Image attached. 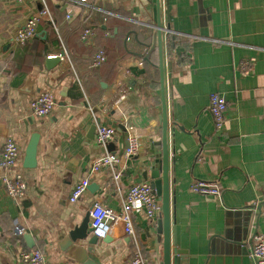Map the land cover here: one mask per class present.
Segmentation results:
<instances>
[{"label":"crops","instance_id":"0c3cea01","mask_svg":"<svg viewBox=\"0 0 264 264\" xmlns=\"http://www.w3.org/2000/svg\"><path fill=\"white\" fill-rule=\"evenodd\" d=\"M157 2L48 0L50 17L17 45L13 37L41 5L0 0V157L6 137H15L16 171L28 183L15 201L0 175V264H18L20 251L34 248L51 264H121L138 248L160 264L158 218L142 211L133 212L134 236L121 225L95 243L69 236L95 201L120 209L132 183L152 182L149 161L162 136ZM159 2L178 264H254L253 238L264 234V0ZM86 28L93 34L83 41ZM97 48L107 60L95 68ZM45 89L57 103L39 118L30 102ZM213 91L228 102L220 129L209 110ZM98 124L116 127L106 146L96 141ZM132 133L139 150L127 159ZM109 151L122 156L119 179L104 168L70 202L74 185ZM195 180L220 184L221 195L191 191Z\"/></svg>","mask_w":264,"mask_h":264},{"label":"built area","instance_id":"2783aa9c","mask_svg":"<svg viewBox=\"0 0 264 264\" xmlns=\"http://www.w3.org/2000/svg\"><path fill=\"white\" fill-rule=\"evenodd\" d=\"M39 3L41 6L32 13L26 20L24 26L18 30L13 37V42L17 45L25 44L36 34L39 22L50 17L48 0H23ZM73 4H87L90 0H66ZM68 19L72 18L70 13L66 15ZM93 30L86 28L81 38L83 41L92 36ZM51 55L49 57H55ZM63 58L62 55L58 56ZM107 60L106 51L103 48H97L91 56V66L100 67ZM251 63L244 61L241 64L243 70L247 71ZM55 93L50 89L43 90L36 98L31 100V113L36 117H45L53 112L56 106ZM228 108L226 97L218 92L210 93L209 110L213 116L215 127L222 128L225 121V113ZM116 133V127L98 124L96 128V141L102 146H106L108 141ZM139 150V140L135 134H129L127 146L123 157L129 159L137 154ZM20 156V145L13 136H7L1 151L0 157V175L2 183L8 195L15 201H21L27 194L28 183L24 175L16 171V163ZM122 156L115 152H106L96 158L90 166V176L79 180L73 187L70 194V202H77L83 193L87 190L91 176L100 172L104 168H112L114 179L117 181L121 176L118 166L121 164ZM190 190L205 195H214L219 197L222 188L216 182H207L204 180H195L190 185ZM142 211L149 220H156L161 212V200L156 193L153 184L147 180L132 183L125 194L120 209H115L95 201L90 209V222L92 234L99 239L107 238L114 231L116 226L121 225L124 233L128 236L135 235L133 212ZM250 256L254 264H264V234L254 235ZM18 264H51L43 251L39 248L22 250L19 253ZM121 264H152L145 256L142 249H137L134 255Z\"/></svg>","mask_w":264,"mask_h":264},{"label":"water","instance_id":"95a60500","mask_svg":"<svg viewBox=\"0 0 264 264\" xmlns=\"http://www.w3.org/2000/svg\"><path fill=\"white\" fill-rule=\"evenodd\" d=\"M158 5V24H157V39L159 51V70H160V84H161V121H162V136L159 142L160 149L156 151L157 157L149 161L150 178L156 193L161 200V212L157 220L156 232L162 240L163 252L160 264H178L180 261V254L182 250L177 247L175 241V230L172 227L171 217V187H170V150L168 138V116H167V103H166V72L164 66V51L162 43V21L160 20V2L157 0ZM155 49V46H152ZM62 52L61 55H63ZM56 58H48L50 61H55ZM33 151V150H31ZM147 177V174H145ZM89 188L91 186H88ZM92 227L90 222V213L88 212L81 223L70 230L69 236L72 242L78 239H86L90 243H95L99 240L97 236L91 233ZM109 238V237H107Z\"/></svg>","mask_w":264,"mask_h":264},{"label":"trees","instance_id":"16d2710c","mask_svg":"<svg viewBox=\"0 0 264 264\" xmlns=\"http://www.w3.org/2000/svg\"><path fill=\"white\" fill-rule=\"evenodd\" d=\"M172 38H175L174 36H172ZM171 40H173V39H171Z\"/></svg>","mask_w":264,"mask_h":264}]
</instances>
